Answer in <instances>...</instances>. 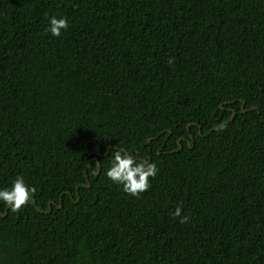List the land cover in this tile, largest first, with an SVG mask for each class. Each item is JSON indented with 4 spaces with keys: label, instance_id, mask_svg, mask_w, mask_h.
<instances>
[{
    "label": "trees",
    "instance_id": "trees-1",
    "mask_svg": "<svg viewBox=\"0 0 264 264\" xmlns=\"http://www.w3.org/2000/svg\"><path fill=\"white\" fill-rule=\"evenodd\" d=\"M121 147L159 169L137 197L105 175ZM18 175L0 264H264V0H0Z\"/></svg>",
    "mask_w": 264,
    "mask_h": 264
},
{
    "label": "clouds",
    "instance_id": "clouds-1",
    "mask_svg": "<svg viewBox=\"0 0 264 264\" xmlns=\"http://www.w3.org/2000/svg\"><path fill=\"white\" fill-rule=\"evenodd\" d=\"M47 25L45 31L53 37H59L62 31L68 28L66 17L56 15L47 16ZM169 64L173 59L169 58ZM156 163H150L148 160H137L133 153L123 147L118 148L110 157L109 167L105 175L109 181L121 188V190L137 197L150 188V178L155 179L158 174ZM35 189L30 187L23 176H17L5 188H0V203L8 206L13 211H19L22 206L30 202ZM174 218H179L180 223H187L188 217L182 215L181 207H177L172 213Z\"/></svg>",
    "mask_w": 264,
    "mask_h": 264
},
{
    "label": "water",
    "instance_id": "water-1",
    "mask_svg": "<svg viewBox=\"0 0 264 264\" xmlns=\"http://www.w3.org/2000/svg\"><path fill=\"white\" fill-rule=\"evenodd\" d=\"M6 215V213L4 215H2L3 217Z\"/></svg>",
    "mask_w": 264,
    "mask_h": 264
}]
</instances>
